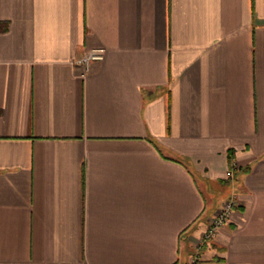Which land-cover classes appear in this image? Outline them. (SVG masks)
I'll list each match as a JSON object with an SVG mask.
<instances>
[{
  "label": "crops",
  "instance_id": "0c3cea01",
  "mask_svg": "<svg viewBox=\"0 0 264 264\" xmlns=\"http://www.w3.org/2000/svg\"><path fill=\"white\" fill-rule=\"evenodd\" d=\"M233 194L197 264H264V0H0V264H186Z\"/></svg>",
  "mask_w": 264,
  "mask_h": 264
},
{
  "label": "built area",
  "instance_id": "2783aa9c",
  "mask_svg": "<svg viewBox=\"0 0 264 264\" xmlns=\"http://www.w3.org/2000/svg\"><path fill=\"white\" fill-rule=\"evenodd\" d=\"M104 48H94L91 49L83 54L79 59L76 60V63L82 64L83 67L89 64L92 59L102 58L104 55ZM235 165V162L234 164ZM229 175H233V170L231 169ZM237 204V199L235 195H231L230 197L226 198L222 203V206L215 212V214L210 218L208 228L205 230L202 238L196 244V250L191 257L190 264H197L199 259V252L202 246L206 241H208L218 230V228L224 224L231 215L232 209Z\"/></svg>",
  "mask_w": 264,
  "mask_h": 264
},
{
  "label": "trees",
  "instance_id": "16d2710c",
  "mask_svg": "<svg viewBox=\"0 0 264 264\" xmlns=\"http://www.w3.org/2000/svg\"><path fill=\"white\" fill-rule=\"evenodd\" d=\"M229 157H230V161H232L233 157H234L232 150H230V156Z\"/></svg>",
  "mask_w": 264,
  "mask_h": 264
},
{
  "label": "rangeland",
  "instance_id": "374dc122",
  "mask_svg": "<svg viewBox=\"0 0 264 264\" xmlns=\"http://www.w3.org/2000/svg\"><path fill=\"white\" fill-rule=\"evenodd\" d=\"M192 254H193V253H192ZM192 254H191V255H192ZM191 255H190V257L188 258V261L186 262V264H190L191 257H192Z\"/></svg>",
  "mask_w": 264,
  "mask_h": 264
}]
</instances>
